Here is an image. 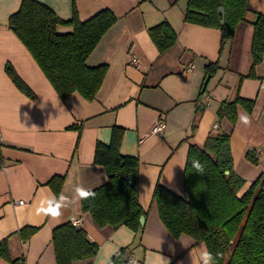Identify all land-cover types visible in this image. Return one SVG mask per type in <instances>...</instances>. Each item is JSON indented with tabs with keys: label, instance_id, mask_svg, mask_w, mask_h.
<instances>
[{
	"label": "crops",
	"instance_id": "obj_1",
	"mask_svg": "<svg viewBox=\"0 0 264 264\" xmlns=\"http://www.w3.org/2000/svg\"><path fill=\"white\" fill-rule=\"evenodd\" d=\"M37 1L63 21L73 17V0ZM188 1L76 0L81 21L104 9L117 17L87 60L90 67H108L95 98L87 101L79 93L66 100L58 96L9 27L22 0H0V243L6 240L8 250L0 264H14L21 257L27 264H57L53 230L72 220H81L80 228L99 245L95 257L75 264H105L106 257L111 261L123 248L127 264H202L205 245L187 235L174 238L158 216L153 193L159 184L184 196L189 146L203 147L216 133L230 137L234 170L246 182L240 194L264 172V57L254 68L252 57L254 23L264 13V0L249 1L245 20L223 47L219 29L184 21ZM163 22L177 40L161 54L149 30ZM72 30L58 28L60 33ZM213 63L218 69L201 96L206 67ZM7 64L35 99L15 86ZM237 97L254 101L252 113L239 108L235 124L220 120V103ZM199 107L203 109L198 113ZM241 115L250 122L242 123ZM160 119L166 122L165 130L151 134ZM73 127H80L81 133ZM115 127L123 130L121 153L139 160L138 201L146 218L139 235L126 226L99 227L82 210L78 188L92 191L107 181L105 168L94 163V148L97 142L110 144ZM249 151L257 152V164L247 160ZM55 176L65 177L58 196L48 185ZM20 200L24 202L17 203ZM57 205L56 217L40 211ZM24 227L39 229L24 240Z\"/></svg>",
	"mask_w": 264,
	"mask_h": 264
},
{
	"label": "trees",
	"instance_id": "obj_2",
	"mask_svg": "<svg viewBox=\"0 0 264 264\" xmlns=\"http://www.w3.org/2000/svg\"><path fill=\"white\" fill-rule=\"evenodd\" d=\"M250 0H189L184 21L221 31L223 47L245 20ZM73 0V17L63 21L46 4L37 0H22L19 10L9 18V27L26 46L44 75L62 100L79 93L92 101L102 86L108 67H90L87 60L103 37L116 24L117 17L104 9L91 18L81 21ZM221 8L225 9V23L221 24ZM60 26L72 27L70 33H60ZM150 37L163 54L174 46L177 34L167 22L149 30ZM253 68L264 57V13L254 23L252 44ZM252 68V71H253ZM217 63L206 67L208 75L217 71ZM6 73L15 86L26 96L36 95L20 78L14 68L6 65ZM254 74L251 72L250 77ZM205 89L201 96L205 95ZM251 114L254 101L237 97L220 103L217 114L220 120L232 124L238 121V110ZM203 108H198L197 112ZM78 129L79 128H71ZM123 130L115 127L110 144L97 142L94 163L105 168L107 181L92 190L95 195L81 199L82 210L89 213L99 227L126 226L136 235L143 232L140 218L145 213L138 201V169L136 157L121 153ZM246 158L258 163L256 151H249ZM198 161L203 171L194 167ZM133 175V181L128 176ZM64 176H55L48 185L58 196ZM185 195L178 196L157 184L153 203L158 216L174 238L187 235L203 243L213 256L211 264H264V172L240 194L245 180L234 170L230 151V137L216 133L208 136L203 147L191 144L186 156L183 173ZM39 228L24 227V240ZM52 243L57 264H75L92 259L99 245L92 242L86 232L71 222L53 230ZM6 240L0 243V256H8ZM127 248L121 249L110 264H127Z\"/></svg>",
	"mask_w": 264,
	"mask_h": 264
},
{
	"label": "clouds",
	"instance_id": "obj_3",
	"mask_svg": "<svg viewBox=\"0 0 264 264\" xmlns=\"http://www.w3.org/2000/svg\"><path fill=\"white\" fill-rule=\"evenodd\" d=\"M240 119H241V122L244 124H248L250 122L246 115H241ZM194 167L197 168L198 171H203V167L198 161L194 162ZM78 192L80 194L81 199H87L88 197L95 195L93 192H91L90 190L84 189L83 187H79ZM58 207L59 205H57V207H49L48 209H41L40 211L44 214H50L53 217H56L60 215L59 212L57 211ZM201 259H202V264H211V262L213 261V256L210 252H208L205 249L201 253ZM105 264H110V257H106Z\"/></svg>",
	"mask_w": 264,
	"mask_h": 264
},
{
	"label": "built area",
	"instance_id": "obj_4",
	"mask_svg": "<svg viewBox=\"0 0 264 264\" xmlns=\"http://www.w3.org/2000/svg\"><path fill=\"white\" fill-rule=\"evenodd\" d=\"M132 61L134 63L137 62V59L136 58H132ZM192 68V65H189L188 66V70H191ZM166 128V122L164 120H158L156 121L153 125H152V128H151V134L153 135H162L163 131L165 130ZM2 142H3V138H2V134L0 132V146L2 145ZM24 201L23 200H20L18 201L17 203H23ZM74 226H77V227H80L81 226V220H72L71 222ZM14 264H27L26 261L23 259V257L19 258L18 260H16L14 262Z\"/></svg>",
	"mask_w": 264,
	"mask_h": 264
},
{
	"label": "water",
	"instance_id": "obj_5",
	"mask_svg": "<svg viewBox=\"0 0 264 264\" xmlns=\"http://www.w3.org/2000/svg\"><path fill=\"white\" fill-rule=\"evenodd\" d=\"M219 13L222 15L221 24L224 25V23H225V9L224 8H221L219 10ZM210 78H211V75H207V77L205 79V82H204V88H203V90L205 89V87H206V85H207V83H208V81H209ZM128 178H129V180L133 181L134 176L131 174V175L128 176ZM145 222H146V218L144 216H142L140 218L141 225L144 226L145 225Z\"/></svg>",
	"mask_w": 264,
	"mask_h": 264
}]
</instances>
